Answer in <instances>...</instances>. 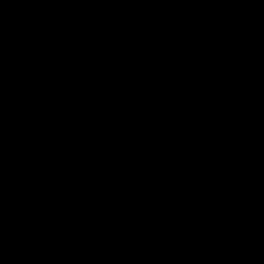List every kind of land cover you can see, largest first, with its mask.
<instances>
[{"label": "water", "instance_id": "1", "mask_svg": "<svg viewBox=\"0 0 264 264\" xmlns=\"http://www.w3.org/2000/svg\"><path fill=\"white\" fill-rule=\"evenodd\" d=\"M23 2L189 263L264 264V0Z\"/></svg>", "mask_w": 264, "mask_h": 264}]
</instances>
